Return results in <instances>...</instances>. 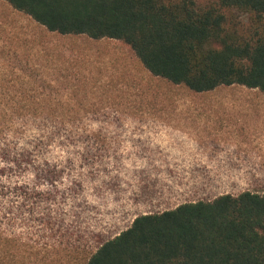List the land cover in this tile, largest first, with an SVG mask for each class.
Returning a JSON list of instances; mask_svg holds the SVG:
<instances>
[{"label": "rangeland", "instance_id": "1", "mask_svg": "<svg viewBox=\"0 0 264 264\" xmlns=\"http://www.w3.org/2000/svg\"><path fill=\"white\" fill-rule=\"evenodd\" d=\"M195 1L199 6L218 2ZM237 17L248 22L246 13ZM0 79L27 84L30 95L50 98L41 107L45 112L63 116L61 123L18 122L16 128L23 133L10 136L17 150L32 152L35 164L14 180L40 182L39 166L57 167L41 185L53 190L56 200L42 203L38 210L49 207L60 230L48 240L41 232L38 241L35 232L40 228L31 219L24 227L19 214L11 228L17 262L83 264L87 255L139 215L212 200L226 191L264 190L261 177L241 180L238 186L226 180L180 181L173 179L175 172L165 171L159 182L160 164L145 162L149 145L142 137L152 133L146 125L202 117L193 110L261 102L244 98L258 88L233 84L193 91L150 73L123 40L49 31L5 0H0Z\"/></svg>", "mask_w": 264, "mask_h": 264}, {"label": "trees", "instance_id": "2", "mask_svg": "<svg viewBox=\"0 0 264 264\" xmlns=\"http://www.w3.org/2000/svg\"><path fill=\"white\" fill-rule=\"evenodd\" d=\"M5 1L49 31L123 40L150 73L193 91L240 84L264 93V0H218L207 6L195 0ZM241 12L248 14L247 23L238 19ZM49 100L30 95L27 84L0 79V264H26L12 254L11 228L19 214L24 227L31 219L40 228L38 241L41 232L48 240L60 230L49 207L38 210L56 200V193L41 185L57 167L39 166L40 182L14 180L35 164L32 152L17 150L10 138L23 133L18 122L61 123L62 115L41 108ZM83 264H264V190L139 215Z\"/></svg>", "mask_w": 264, "mask_h": 264}, {"label": "crops", "instance_id": "3", "mask_svg": "<svg viewBox=\"0 0 264 264\" xmlns=\"http://www.w3.org/2000/svg\"><path fill=\"white\" fill-rule=\"evenodd\" d=\"M244 98L262 101L202 108L192 113L200 118L146 125L152 133L142 136L149 145L145 162L160 164L159 182L165 171L175 172L173 179L180 181L226 180L238 186L241 180L264 178V93L247 92Z\"/></svg>", "mask_w": 264, "mask_h": 264}]
</instances>
